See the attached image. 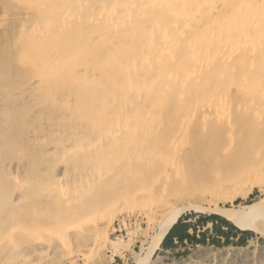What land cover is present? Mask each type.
Returning a JSON list of instances; mask_svg holds the SVG:
<instances>
[{
  "label": "bare ground",
  "instance_id": "obj_1",
  "mask_svg": "<svg viewBox=\"0 0 264 264\" xmlns=\"http://www.w3.org/2000/svg\"><path fill=\"white\" fill-rule=\"evenodd\" d=\"M10 4L20 9L18 14L8 10ZM12 22L10 53L15 67L25 75L23 84L34 92L35 97H29L40 107L60 111L57 115L47 111L56 121L54 149L61 146V137L67 138L62 157L73 161L71 167L75 161L78 169H85L84 179L90 180L69 191L61 178L65 172L55 173L52 181L59 191L48 199L51 203L41 202L33 210L35 216L54 219L50 227L43 228L51 229L55 242L39 243L27 250L28 256L73 264L83 253L77 247L69 249L76 230L85 242L98 237L106 244L107 231L99 226L102 222H93L90 228L70 227L135 195L168 198L177 186L196 182V173L204 168L199 164L200 150H212L215 161L239 166L238 174L215 175L212 187L223 189L238 176L253 174V183L245 191L226 196V200L263 188L257 173L264 169V0H0V27ZM67 125L73 129L63 134ZM50 153L54 152L46 155ZM54 162H50L52 167ZM120 176L123 180L112 186ZM45 187L38 194L29 190L31 197L41 198L53 186ZM99 191L108 195L99 200ZM80 195L88 198L79 200ZM25 199L21 194L13 206L20 208ZM207 204L209 211L237 229L264 239V199L232 210L219 207L218 200ZM202 207L193 198L172 200L160 211L155 231L132 263H156L158 258L153 255L179 217ZM58 212L73 219L70 227L63 216L62 221L61 216L57 218ZM23 223H18V229H23ZM62 223L66 225L63 231L69 233L59 234ZM7 232L0 228V238L6 236L12 244L9 235L13 231ZM39 238L33 240L39 242ZM67 247V260L61 262L59 256ZM110 249L120 256L116 247L110 245ZM198 253L217 264H223L228 255L224 250ZM103 261L83 264H107Z\"/></svg>",
  "mask_w": 264,
  "mask_h": 264
},
{
  "label": "rangeland",
  "instance_id": "obj_2",
  "mask_svg": "<svg viewBox=\"0 0 264 264\" xmlns=\"http://www.w3.org/2000/svg\"><path fill=\"white\" fill-rule=\"evenodd\" d=\"M8 10L11 13L14 12L13 14L15 15L19 13L20 9H18L16 5L10 4L8 7ZM13 24L14 23L12 22V23L6 24V26L4 27H0V169H2V171L0 170V174H1L0 175V206H1L0 207V222L3 220L2 222L3 224L2 223L0 224V228L7 229L9 233L13 231L9 235L10 236L9 238H11L9 240L14 241V242L10 244L11 242L9 243L8 240L5 239L7 238L6 236H4L3 238L2 237L0 238L1 240L0 241L1 242L0 243V248H1L0 249V263L4 264L6 262L9 264L10 261L12 260V263L10 264H14V263L22 264L23 262H24L23 264H30V263L32 264H36V263L37 264H41V263L42 264H50V263L55 264L56 262L50 259L45 260V258H42L40 256H37V257L28 256L31 254H28L27 250L33 248L34 246H39V243H42V242L46 243V242H49V240H50L49 243L55 242L54 241L55 237L53 233L50 232L51 229L49 228L51 225V222H53L54 219H48L43 215L35 216L33 213V210L36 207V205H38L41 202L51 203L50 200L48 199H51V196L52 198L56 196L58 189H56L57 187L54 188L53 178L56 177V174L58 173V171H61L62 173L65 172L63 173L61 178L64 179V187L67 186L69 191L71 190L73 191L74 189L73 187L78 188L77 184L81 182L84 183V181L90 182V180L84 179L86 177L84 175L87 174L85 169H82V168L78 169L77 163L75 161H74V165H72L71 167V164L73 163V161L67 160V157H64V156L62 157L63 154H66V153H63L64 151H61V149H62L63 143L66 141L67 138L64 139L61 137V142L59 143V145L61 146L59 148L54 149L55 146L52 143L54 141H57V138H56L57 135L54 134L55 128H56V121L54 119L55 118L54 114L53 113L49 114L47 113V111L48 110L51 112L53 111L54 113H56V115H57V112H60V111L59 109L53 108V107H48V108L40 107L41 106L40 103L37 104V102H35L32 98L29 97V95H33L32 97H35L34 92L31 89H28L27 85H24L25 75L22 71H19L15 67L12 54L10 53L11 43L13 42V38H14V25ZM6 110H7V113H6ZM56 120L58 121V119ZM67 126H68L67 127L68 129L66 130L65 128V131L62 132L63 134L68 133V131L70 133L71 130L73 129L72 126H69V125ZM58 138H60V136H58ZM49 151H53L54 153L53 154L50 153L46 155V153L47 152L49 153ZM211 151L212 150L204 152V150H200L199 154L197 153L199 164H201L200 166H203L204 168L199 171V174L196 173L198 176V179L196 180V182L193 181L186 185L177 186V188H175L171 192H168L167 194L168 198L167 197L166 198L165 197L164 198L152 197L153 198L152 199L151 197L148 198V195H143L142 197L141 195H135L129 198L128 200H126L127 203L120 202V203L114 204L111 207H108V209L105 208L104 210L106 211L103 210L101 214L95 213L91 218L89 217L90 221H89V218L85 217V221L82 220L80 222L81 225L78 227H70L69 225L72 224L73 219L65 218V214L63 215L60 212L56 213L57 218H60L59 216H61V219H60L61 221L64 220L65 218L66 222H64V224L66 225L68 224L70 228H73V229L74 228L83 229V227L90 228L91 224L97 221L99 224L102 222L101 224L103 225H99V226L102 229L107 231L106 244H102L98 237L96 239H92L91 240L92 242L90 241L85 242L83 238L80 239V236L77 235L78 230H76L77 234L75 233L74 238L71 240L72 246L70 245V247L69 246L68 247L72 251L76 249L77 247L76 250L78 249L82 250L83 253L81 252L80 257L75 259L73 264H76V262L77 264H83L87 262L90 263V260H91V263L93 262L96 263L97 261L102 262L104 260L103 262L106 261L107 264H133L132 262H133V258L135 254L139 252L141 246H144L146 242H148L149 238L155 231L156 224L159 221L158 216H160L159 215L160 211L164 210L167 204L169 206L172 200L181 202V201H185L191 198H193L195 201L196 200L198 202L200 201L204 207H202L200 210H197V211L189 210V211L184 212L179 217L177 223H181L184 221L187 223V225H191L192 235L193 237L196 236L197 238L195 239L197 240L192 241V242L191 241L177 242L171 246L166 245L164 244V242H162V244L160 245V248L157 249L153 255V258H158V261L154 264H211V263L217 264V263H214L213 261L209 262L208 258H202L201 255L199 256L198 252L204 251L206 249L210 250L211 253L219 252V250L227 251L228 255H226L225 257L226 260L221 262L223 264L224 263L225 264H245L244 262L245 260H248L246 264H259V263L264 264V239H262L260 236H258L257 234L253 232L241 231L237 229L230 222H228L221 216H218L212 213L205 207L206 205H208L207 203L209 200H218L219 207H224L228 210H232V209L238 208L239 206L243 207L246 205H250L256 201L258 202L261 199H264V177H263L264 169H263V172L257 173V176H262V179L260 181L263 182V188H252L250 191L248 190L247 192L248 194L246 197H235L232 200L230 199L226 200L225 199L226 196L232 195L237 191H245L250 186V184L253 183V180H254V178L252 177L253 172L250 173L252 174L251 177L247 175L238 176L237 177L238 179L235 180V182L229 184L225 188L223 187V189L221 188L222 190L220 188L212 187V184L213 185L215 184L212 183L211 179L215 175L224 176L226 174L228 175L232 173L233 175L238 174L239 166H237L236 164L225 162V161L222 163L220 161H215L212 157ZM201 153H204L205 155L201 157ZM55 154L57 155V158ZM53 155L56 159L52 157ZM42 156L44 157L42 158ZM61 158L62 159L64 158V159L62 160ZM59 159L61 160L63 164H61V162L59 164L57 163L59 162ZM43 160L44 162H42ZM54 160L56 161V163L54 162ZM64 160L66 163H64ZM52 161L55 163L53 164L54 165L53 167L50 165L51 164L50 162ZM48 164L51 167L49 166L48 168ZM65 165H67V168H66V171H63ZM59 166H62L63 169H61V167ZM15 168L18 170H16ZM73 169L75 171L72 172ZM46 172L49 173V174L47 173V176L45 175ZM39 173L42 175H40ZM64 174L66 177L64 176ZM14 175L15 176L17 175V179ZM49 175L50 177L48 180L47 177ZM11 178H13V180ZM11 180H12V183L14 182L12 185L10 183ZM22 180L27 182L26 187H24V185H21V184H25V182H23ZM45 180L48 182H46ZM122 180H123L122 176L117 177L114 180L115 182L112 184V186H115ZM37 181H38V184L35 183ZM39 181L40 182L42 181V182L39 183ZM28 182L29 183L32 182L31 184H33V188L35 187V184H36L37 185L36 189L35 188L30 189L32 186ZM72 183H74L73 184L74 186L72 185ZM5 184H6V187H4ZM28 184H29V187H28ZM45 186L48 187V189H50L52 186L53 187L51 188V190H49L48 193L44 192V195L41 198L37 197L35 200V196L31 197L32 190L34 191L33 193L37 191V194H38V192L42 190ZM5 188L10 189L11 191ZM26 188H28L27 189L28 191L27 190L25 191ZM38 188H41V189L38 190ZM61 191H64V190H61ZM103 192L104 191L102 192L99 191L100 193L98 194L99 200L105 198V196L108 195L106 191L104 193ZM20 193L24 195V199L25 198L26 199L23 200V204H21V207L17 208V207H14L13 205H14L15 199L20 197L21 195ZM80 197L81 198L79 200H81L82 198L86 196L80 195ZM89 200L90 202H92V194H90ZM4 201L6 203H4ZM204 202L206 205L204 204ZM59 204L60 203H57V205ZM2 205L5 207V209ZM138 205H141L142 207L141 206L139 207ZM9 206L11 208H9ZM153 211L157 213L155 215H149V213L152 214ZM103 212H105V214ZM137 212L139 213V215H137L138 214ZM95 216L96 217L98 216V218H96ZM215 216L226 221L227 227H226L225 232L227 233V236L225 237L221 236L217 232V230L215 232V229L211 225L212 220H214L215 218L210 219V217H215ZM108 218L110 219V221L111 220L112 221L110 222ZM146 219H148L149 221ZM19 222H24L23 229L21 227H20L21 229H18L17 225ZM59 223L60 221H58L57 225H59ZM64 224L62 223L61 230L59 232V234L62 232L61 235L69 233V231H63L65 230V226H66ZM36 226L37 227L39 226L41 228L39 227L37 228ZM46 226H49L47 228L48 231L46 230V228H43ZM100 227L99 229H101ZM16 231H19V232H16ZM8 232L6 233V235L8 234ZM29 232L30 234H28ZM41 234H43L44 236ZM20 235H22L23 237H25L26 235L28 238L25 237L24 238L25 240H24L23 237ZM45 236L48 238L46 239ZM32 237L37 238V239L40 237L39 242L37 239H36L37 241L35 239L33 240ZM50 237L54 240H52ZM21 238H22V241H20ZM16 241L19 243H17ZM80 244L83 246H80ZM110 245L118 249L120 256L122 255V258H120V256L118 255H113V252L110 249ZM15 246H17V248L19 249L13 250ZM5 247L7 248L5 249ZM68 247L67 249H65L66 251L63 250L64 251L62 252L63 255L61 254V257L59 256V258L62 259L61 262H63L64 260L65 261L67 260L66 255L68 252ZM4 249L7 250V252H4L5 254L3 253ZM26 252L28 255L25 254ZM99 252H101V254ZM17 256H19L18 257L19 259L17 258ZM22 256L24 258H27V260H24ZM243 257L245 259H242ZM41 259H43V261ZM57 260L58 258L55 259V261ZM227 260L229 261L227 262ZM13 261L15 262L13 263ZM25 261L27 262L25 263ZM59 263L60 262L57 261L56 264H59Z\"/></svg>",
  "mask_w": 264,
  "mask_h": 264
},
{
  "label": "crops",
  "instance_id": "obj_3",
  "mask_svg": "<svg viewBox=\"0 0 264 264\" xmlns=\"http://www.w3.org/2000/svg\"><path fill=\"white\" fill-rule=\"evenodd\" d=\"M211 225L213 228H215L218 233L225 237L227 236V233L225 232L227 225L223 224L220 220H217L216 218L212 220ZM191 225H187L186 222L176 223L167 233V235L164 237L163 241L166 245H173L177 242H185V241H196V236L193 237ZM162 244V243H161Z\"/></svg>",
  "mask_w": 264,
  "mask_h": 264
},
{
  "label": "trees",
  "instance_id": "obj_4",
  "mask_svg": "<svg viewBox=\"0 0 264 264\" xmlns=\"http://www.w3.org/2000/svg\"><path fill=\"white\" fill-rule=\"evenodd\" d=\"M212 218H216L217 220H220L222 223H225L226 224V221L225 220H223V219H221V218H219V217H210V219H212ZM215 229V228H214ZM215 232H216V229H215ZM218 232V231H217Z\"/></svg>",
  "mask_w": 264,
  "mask_h": 264
}]
</instances>
